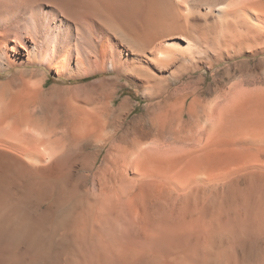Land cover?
<instances>
[{
	"label": "bare ground",
	"instance_id": "obj_1",
	"mask_svg": "<svg viewBox=\"0 0 264 264\" xmlns=\"http://www.w3.org/2000/svg\"><path fill=\"white\" fill-rule=\"evenodd\" d=\"M227 3L0 0V264H264V106L177 98L123 131L113 82L67 84L162 74L159 38L201 21L264 37V4Z\"/></svg>",
	"mask_w": 264,
	"mask_h": 264
},
{
	"label": "rangeland",
	"instance_id": "obj_2",
	"mask_svg": "<svg viewBox=\"0 0 264 264\" xmlns=\"http://www.w3.org/2000/svg\"><path fill=\"white\" fill-rule=\"evenodd\" d=\"M197 1L200 3V0ZM226 1L228 2L227 7H233L247 0ZM257 1L264 4V0ZM231 21V18L227 20L228 27L224 28L225 30L219 25L203 24V21L194 23L196 26L190 23L193 25V29L195 28L194 32L198 31L193 33L194 35L173 32L174 34H165L159 38L158 47H166L167 49H164L170 53L169 62L163 64L164 69L167 70L162 74L155 69L139 74L131 68L125 71L122 76L117 72L109 71L86 79L73 80L67 84L71 87H78L113 82V84L111 83L112 88L109 90L111 93H106L109 92L106 91L102 97H107L108 100L115 99V109L121 108L125 103L127 111L125 110L123 116L125 117L124 124L119 123L121 126L123 125L122 128L119 127L123 131L130 129L133 124H137L139 118H146L153 113L166 110L169 102H173L177 98L182 100L185 97H191L186 102V106L192 102L193 97H199L205 101L206 105L216 104L218 100L227 99V102L234 100L247 109L254 106L263 107L264 37L253 33L249 39H245V42H236L235 35L238 34V37L247 32L245 28L240 27L241 25ZM200 31L201 34H204L201 35ZM226 31L229 37H227V44L223 42L222 38V33ZM201 38H206L207 41ZM232 39L233 41H231ZM189 43L192 47H189ZM217 60H222V63L212 67V64ZM186 93H188L187 96H185ZM110 95L113 97H109ZM89 147L87 151L94 152V148Z\"/></svg>",
	"mask_w": 264,
	"mask_h": 264
}]
</instances>
